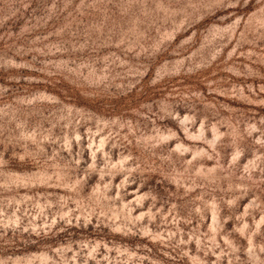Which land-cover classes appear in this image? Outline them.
<instances>
[{
    "label": "rangeland",
    "instance_id": "1",
    "mask_svg": "<svg viewBox=\"0 0 264 264\" xmlns=\"http://www.w3.org/2000/svg\"><path fill=\"white\" fill-rule=\"evenodd\" d=\"M0 264H264V0H0Z\"/></svg>",
    "mask_w": 264,
    "mask_h": 264
}]
</instances>
